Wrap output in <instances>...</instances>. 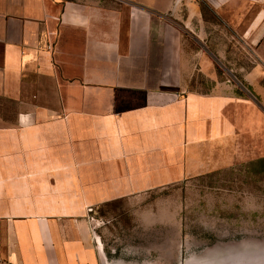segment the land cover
Wrapping results in <instances>:
<instances>
[{"label":"crops","instance_id":"obj_1","mask_svg":"<svg viewBox=\"0 0 264 264\" xmlns=\"http://www.w3.org/2000/svg\"><path fill=\"white\" fill-rule=\"evenodd\" d=\"M250 105L264 0H0V264H113L101 207L239 160Z\"/></svg>","mask_w":264,"mask_h":264},{"label":"rangeland","instance_id":"obj_2","mask_svg":"<svg viewBox=\"0 0 264 264\" xmlns=\"http://www.w3.org/2000/svg\"><path fill=\"white\" fill-rule=\"evenodd\" d=\"M121 6L125 27L126 11ZM243 64L237 59L233 72L223 65L218 69L242 93L247 92L239 70ZM253 108L239 107L236 122L244 134L239 160L154 189L142 201H117L101 207L103 252L110 262L264 264V163L256 162L264 157V121L255 117ZM251 148L254 153L247 155ZM152 211L157 218L151 228L146 225L151 219L135 218L149 217Z\"/></svg>","mask_w":264,"mask_h":264},{"label":"trees","instance_id":"obj_3","mask_svg":"<svg viewBox=\"0 0 264 264\" xmlns=\"http://www.w3.org/2000/svg\"><path fill=\"white\" fill-rule=\"evenodd\" d=\"M256 162H258V163H264V157L258 158Z\"/></svg>","mask_w":264,"mask_h":264},{"label":"flooded vegetation","instance_id":"obj_4","mask_svg":"<svg viewBox=\"0 0 264 264\" xmlns=\"http://www.w3.org/2000/svg\"><path fill=\"white\" fill-rule=\"evenodd\" d=\"M263 259V258H262Z\"/></svg>","mask_w":264,"mask_h":264}]
</instances>
